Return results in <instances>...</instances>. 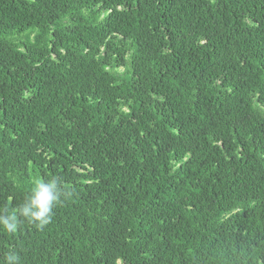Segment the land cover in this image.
<instances>
[{
	"label": "trees",
	"instance_id": "trees-1",
	"mask_svg": "<svg viewBox=\"0 0 264 264\" xmlns=\"http://www.w3.org/2000/svg\"><path fill=\"white\" fill-rule=\"evenodd\" d=\"M54 175L0 264H264V0H0V210Z\"/></svg>",
	"mask_w": 264,
	"mask_h": 264
},
{
	"label": "clouds",
	"instance_id": "clouds-1",
	"mask_svg": "<svg viewBox=\"0 0 264 264\" xmlns=\"http://www.w3.org/2000/svg\"><path fill=\"white\" fill-rule=\"evenodd\" d=\"M71 195L72 192L63 186L59 176L54 175L47 180H37L22 205L11 210H0V226L9 234H15L23 221L43 229L52 222L54 208ZM6 262L19 264V257L9 253L6 256Z\"/></svg>",
	"mask_w": 264,
	"mask_h": 264
}]
</instances>
